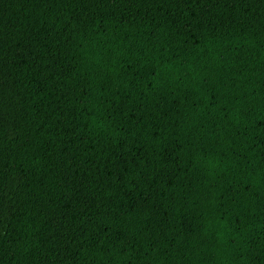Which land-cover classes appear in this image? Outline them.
I'll return each mask as SVG.
<instances>
[{
    "label": "trees",
    "instance_id": "16d2710c",
    "mask_svg": "<svg viewBox=\"0 0 264 264\" xmlns=\"http://www.w3.org/2000/svg\"><path fill=\"white\" fill-rule=\"evenodd\" d=\"M0 264H264V0H0Z\"/></svg>",
    "mask_w": 264,
    "mask_h": 264
}]
</instances>
